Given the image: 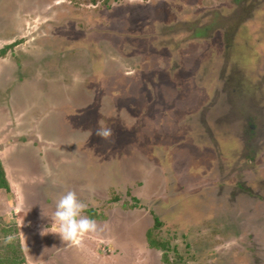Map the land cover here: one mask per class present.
<instances>
[{
	"label": "rangeland",
	"instance_id": "obj_1",
	"mask_svg": "<svg viewBox=\"0 0 264 264\" xmlns=\"http://www.w3.org/2000/svg\"><path fill=\"white\" fill-rule=\"evenodd\" d=\"M104 1L0 0V52L24 40L0 63V108L41 119L26 135L0 130L11 187L0 190L2 248L19 229L26 264H165L147 241L158 216L153 236L173 264H264V0ZM181 20L192 36L212 27L182 40ZM47 77L74 89L46 98ZM70 94L73 131L45 114L47 99ZM57 133L67 143L44 147ZM68 191L85 216L109 215L78 240L89 251L56 241V201Z\"/></svg>",
	"mask_w": 264,
	"mask_h": 264
},
{
	"label": "crops",
	"instance_id": "obj_2",
	"mask_svg": "<svg viewBox=\"0 0 264 264\" xmlns=\"http://www.w3.org/2000/svg\"><path fill=\"white\" fill-rule=\"evenodd\" d=\"M17 40V38L15 39V41L14 40H10L11 42L12 41H14L13 42V44L15 43V42H22V41H24L23 39H21V40H18V41H16ZM8 45H12V44H8ZM7 46V45H6ZM5 46V47H6ZM21 49H23V48H21ZM22 53H23V55L24 56H30L29 54H27V51H22ZM5 58V57H4ZM1 61H3V58H1L0 59V63H1ZM5 61V60H4ZM2 65L0 64V67H1ZM16 67H18L17 65H16ZM28 67V66H27ZM32 67V66H31ZM96 68H93L92 69V71L93 70H95ZM134 73V72H133ZM126 74H128V75H130V74H132V72H130V73H127L126 72ZM13 80V78H11L10 79V82ZM26 80V81H25ZM28 80L29 79H23V80H18L19 82H17L20 86H24L25 87V84H28ZM21 81V82H20ZM13 86L12 87H10L11 89H10V91H12V88H13V90L14 89H17V88H15V86H16V82L15 81H13ZM45 83H47V86H48V84H49V79H48V77L45 79ZM46 86V87H47ZM53 85H50V86H48L47 87V90H48V92H47V90L45 91L44 90V92L45 93H43V96L44 97H49L50 95V92H53L54 93V90H56V91H58V90H60V89H62L63 91L62 92H64L65 93V90L66 91H68L69 90V88H71V89H74V87H71V85L69 84V83H66V82H64V86H62V87H59V86H57V87H55V86H53ZM26 88V87H25ZM69 92V91H68ZM58 94V93H57ZM23 96V95H22ZM68 97H70L67 101H65L64 100V98H68ZM65 96L64 98H63V102H61L60 100L59 101H57L56 102V104L55 105H52V104H50V102H51V99H47L46 100V109H45V114L47 115V116H52V118H53V121H55L56 122V119H58V117H56V114H58L59 115V121H60V123L62 122V126H64V127H66L67 126V129H71L72 131H73V129H74V127L72 126V123H73V121L75 120V119H79L78 118V116H77V118H76V115H75V112L74 111H76L75 109H76V104H77V96H75V95H73V94H70L69 96ZM61 99H62V97H60ZM23 105H25L24 104V102H23ZM16 108V110L13 108L12 109V112H11V109H10V111L8 110V109H1L0 108V130H2L3 129V131L5 132V133H7V131H9L10 133H12V136H14V135H19V134H21L22 133V135L24 134V132H25V126H26V124H31L32 125V128H37L38 127V125H40V121H41V119H39L38 120V118L37 119H35V118H30V116H28L27 115V113H26V110H24L25 109V107H23V109H20V108H17V107H15ZM11 113H12V115H11ZM122 115H123V117L124 116H126V115H129L128 113H122ZM27 117L29 118V120L27 119ZM131 118V117H130ZM131 119H135V121L137 120V118L136 117H132ZM18 121V122H20L21 124L24 122V127H22V128H20V129H14L13 131H12V129L10 128V129H8L9 127H10V124L13 122V121ZM68 121H71V122H68ZM76 121H74V123H75ZM127 127H130V126H127ZM65 130H66V128H64ZM67 132H69L68 130H66ZM3 132V133H4ZM43 132V131H42ZM75 132H80V131H78V130H74V133ZM10 133H7V134H10ZM0 134H1V132H0ZM24 135H26V134H24ZM42 136H44V135H42ZM56 136L58 137V141L57 140H55V141H50V142H46L45 140V144H44V147L47 145V146H50V147H52V146H57V147H61L62 145L64 146V144L65 143H67L66 141H62L63 140V135H62V138H60L61 137V133H57L56 134ZM72 139H71V144L72 145H75V144H79V142H80V139L78 138V139H75V137H74V134H73V132H72ZM65 137V136H64ZM70 137V136H69ZM36 138V137H35ZM43 138V137H42ZM14 139V138H13ZM39 139V138H38ZM26 141V140H25ZM42 144V146H43V143H41ZM1 146H4V144H1ZM3 151H4V149H2L1 151H0V156H1V159H2V162H4L3 161V157H2V153H3ZM121 160L123 161V158L121 157ZM44 168H48L47 166H46V164H44ZM64 170V169H63ZM9 175V177H10V174H8ZM9 179V178H8ZM98 218L97 219H94V220H96V222H97V224L98 225H103V224H107V223H109V220H107V219H105V220H103V218L102 217H107L108 219H109V215L106 213V214H101V213H98ZM58 225V224H57ZM20 237H21V239H23L22 238V235L20 234ZM56 241H58V243H59V241L61 242V244L64 242L63 240H60V239H57ZM79 241H80V239H79ZM79 241H77V242H72V245H75V246H77L79 243ZM82 241H83V239H82ZM21 243L23 244V240L21 241ZM81 243V242H80ZM81 245V244H80ZM80 245H78L79 247H80V249L81 250H85V251H89L88 249H86L85 247H83V246H80ZM112 245H114V244H112ZM25 247H27L28 248V246H24V248L23 249H26ZM150 247V246H149ZM59 246H56V251H55V256H57L58 255V250H59ZM114 248V247H113ZM150 251H153L154 249H149ZM24 251H26V250H24ZM155 251V250H154ZM157 251V250H156ZM105 253H107L106 251H104ZM37 254H38V252H37ZM26 256V255H25ZM100 260H102L103 258L102 257H98ZM26 260H27V258H26ZM98 264H100V263H98Z\"/></svg>",
	"mask_w": 264,
	"mask_h": 264
},
{
	"label": "trees",
	"instance_id": "obj_3",
	"mask_svg": "<svg viewBox=\"0 0 264 264\" xmlns=\"http://www.w3.org/2000/svg\"><path fill=\"white\" fill-rule=\"evenodd\" d=\"M211 27L212 26H208L207 28H204L203 30L195 31L193 37L196 38V39H199V40H201V38L207 37L208 33L206 31L208 30V32H209V30H211ZM199 36H203V37L199 38ZM19 43L20 42H15L14 44L8 45L3 50H1L0 59L6 57L7 54H8V50L13 49L15 46L19 45ZM249 119H248L247 125H246V131L247 132L245 133L248 136H250V134L248 133V130L252 126V124H251L252 120H249ZM214 146L215 145L213 143V147ZM214 148H216L215 149V151H217L216 152V157L218 158L219 155H220V151L218 149V146H215ZM212 153H213V150H212ZM251 158H249L250 161H253L254 155ZM0 190H5L8 194L11 193L10 183H9L8 178H7V174H6V171H5L1 156H0ZM247 192H245V193H247ZM240 193L245 195L244 192H240ZM133 199H134L135 202L138 203L137 206H133V208L139 207L141 200L139 198H133ZM91 212L94 213V217H92L93 219H97L99 217L97 211L94 210V211H91ZM93 213H91V214H93ZM96 216H98V217H96ZM162 225H163V223L160 220V218L158 216H155V225H154V228L152 230L148 231V233H147V241H148V244H149L151 249L164 252V259L163 260H164L165 264H173V263H171V260L168 258L169 257L168 256V252H167L168 248L166 247V244L160 242L159 240H156V238H154V236H153L155 231L160 230L162 228ZM15 234H16V239L13 242L8 240L6 242V244L3 245L4 248H2V243H0V264H26V257H25V253H24V250H23V247H22V243H21L19 229L16 230Z\"/></svg>",
	"mask_w": 264,
	"mask_h": 264
},
{
	"label": "clouds",
	"instance_id": "obj_4",
	"mask_svg": "<svg viewBox=\"0 0 264 264\" xmlns=\"http://www.w3.org/2000/svg\"><path fill=\"white\" fill-rule=\"evenodd\" d=\"M95 134L108 140L112 136V131L101 126ZM87 207L88 205L78 198L75 191L66 192L56 201L54 217L58 221V234L63 241L77 242L84 234L100 230L96 220L83 214Z\"/></svg>",
	"mask_w": 264,
	"mask_h": 264
},
{
	"label": "flooded vegetation",
	"instance_id": "obj_5",
	"mask_svg": "<svg viewBox=\"0 0 264 264\" xmlns=\"http://www.w3.org/2000/svg\"><path fill=\"white\" fill-rule=\"evenodd\" d=\"M119 0H105L104 1V4L107 6V8L108 7H112L114 4H116V2H118ZM121 1V4L123 3V1H125V0H120ZM143 2H144V0H142ZM173 1V5L175 4V3H177V0H172ZM185 0H183V2H184ZM156 2V1H155ZM180 2V1H179ZM149 4L151 3V2H148ZM157 3V2H156ZM238 4L240 5V7H241V3H239L238 2ZM105 6V7H106ZM97 7H99V6H97ZM176 8V7H175ZM179 8V7H178ZM189 8V7H188ZM181 9H183V10H185V11H187V10H189V9H186V7L185 6H182L181 7ZM184 11V12H185ZM190 11V10H189ZM180 24V26H181V30H184L182 33H180L178 36H180V38L183 40L184 39V37H185V40H188L189 39V37L192 39L193 38V36H192V29H188L187 28V25H188V22L185 20V21H183V20H181V22L179 23ZM174 25H177L175 22H174ZM173 24H172V26H174ZM182 27H184V28H182ZM208 26H206V27H204V28H207ZM204 28H202V29H200V30H203ZM199 30V29H198ZM207 30V29H206ZM197 31V30H196ZM189 32H191L192 34L190 35L189 34ZM207 33H208V30L206 31ZM200 37H203V36H199V38ZM198 38V37H197ZM201 40H202V38H201ZM54 52H55V50H54ZM107 63V62H106ZM101 66V65H100ZM91 69H93V68H96V65H95V63L93 64V66L91 67V66H89ZM139 207H141V205L139 206Z\"/></svg>",
	"mask_w": 264,
	"mask_h": 264
}]
</instances>
